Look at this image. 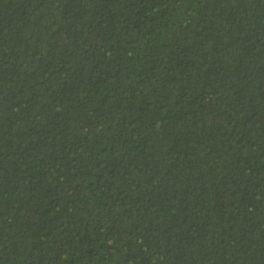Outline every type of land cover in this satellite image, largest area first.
<instances>
[{"label":"trees","instance_id":"obj_1","mask_svg":"<svg viewBox=\"0 0 264 264\" xmlns=\"http://www.w3.org/2000/svg\"><path fill=\"white\" fill-rule=\"evenodd\" d=\"M0 264H264V0H0Z\"/></svg>","mask_w":264,"mask_h":264}]
</instances>
